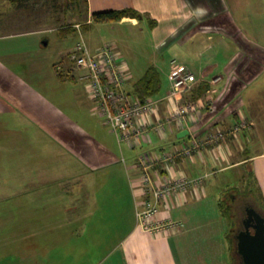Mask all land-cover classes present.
<instances>
[{
    "label": "crops",
    "instance_id": "obj_1",
    "mask_svg": "<svg viewBox=\"0 0 264 264\" xmlns=\"http://www.w3.org/2000/svg\"><path fill=\"white\" fill-rule=\"evenodd\" d=\"M216 1H219L222 10L228 9L225 0ZM212 4L211 0H198L195 5L190 0H89L92 19L89 14L85 24H91L96 12L129 8L142 13L143 19L147 17L155 29L166 22L170 39L167 46L171 44V49L177 54V59L174 60L187 66L197 77L195 88L186 95L185 100L198 101L200 108L188 122L167 125L164 134L151 131L150 138L146 137L140 144L133 146L125 142L119 144L112 130L110 133L112 139L115 138V144L113 141L108 143L106 136L104 138L98 134L99 141L90 143V140H85L83 145L78 141V145L75 137L78 134L68 135L56 118L55 126L51 127L49 121H45L52 117H43L42 131L48 138L57 139L60 148L52 150L44 147L42 154L37 152L40 155L37 162H11L13 165L9 168L14 177L12 186L16 187L12 193L15 194L13 202L18 204L15 212H25L26 226H0V264H191L193 260L176 258V251L185 250V247L183 243H175L173 240L189 235L194 228L177 230L170 238L160 237L156 241L150 240L146 236L148 234L141 231L136 237H130V234L135 233L137 223L136 203L143 199L140 195L139 198L136 197L132 188V181L139 180L141 176L138 157L145 152L156 154L171 151L175 146L189 143L194 136L206 138L217 130L230 132L242 121L247 122L249 127L238 134L231 133L219 146L205 148L201 155L179 160L171 165V170L191 178L202 175H208L209 178L211 168L213 172H220L254 163L253 173L264 198V154L242 156L245 131L254 126L251 117L243 112L238 113L244 105L241 94L248 88L245 84L244 67L236 66L238 52L224 64L217 60L219 55L210 54L214 45L218 53L229 44L230 47H237L234 42L227 43L224 39L227 36H223V26L229 25L226 19L221 21V27L219 22L211 25V20L214 21L217 16L207 13ZM181 10H187V15L178 21ZM139 20L125 18L119 22L106 23L128 26L137 25ZM213 31L220 32L221 35V44L217 47L216 42L213 46L208 45L214 41L213 36L210 35V41H206V35ZM161 40L164 42L165 38ZM171 62L167 75L159 67L163 91L160 96L152 99H161L170 90ZM62 72L61 76L58 73L61 81H76V74L70 68L67 72ZM219 78V81L214 82ZM137 80L131 78L128 82V93L134 95L131 87ZM202 83L208 84L210 88L200 94L199 86ZM21 100L2 92L0 112L8 107L17 110L12 108L17 101L20 102L17 103L18 106L28 104L26 98ZM168 114L169 104L162 101L153 118L155 121L159 118L165 119ZM22 115L28 116L24 113ZM185 131L188 134L179 137ZM82 132L84 133L83 130ZM68 137L75 139L69 141ZM28 153L33 154L34 151L22 152ZM3 166L0 158V169ZM54 170L59 172L55 174ZM16 171H27L28 174L30 171L29 178L17 181L16 178L26 176ZM206 179L202 188L190 190L171 199L170 211L174 213L175 220L188 223L192 219L191 213H195V206L208 199ZM23 202L25 205L20 204ZM163 210L162 217L166 208ZM188 247L199 253L195 262L209 264V257L211 260L212 257H217L220 263L217 261L218 263L213 264H230L228 243L219 246L213 243H193ZM159 255L165 256L164 261L158 259ZM225 255L229 256L228 263L222 261V256Z\"/></svg>",
    "mask_w": 264,
    "mask_h": 264
},
{
    "label": "rangeland",
    "instance_id": "obj_2",
    "mask_svg": "<svg viewBox=\"0 0 264 264\" xmlns=\"http://www.w3.org/2000/svg\"><path fill=\"white\" fill-rule=\"evenodd\" d=\"M85 1L82 0L79 5L74 6L70 0H0V95L2 92L8 93L20 100L26 98L28 102L24 106H18L19 101L14 102L12 108L17 110L8 107L10 110L4 109L0 112V158L4 165L0 169V226H26L25 212H15L18 204L13 202L15 194L12 193L16 187L12 186L14 177L9 167L13 164L37 162L40 156L38 153L42 154L44 147L52 150L60 148L57 139L48 138L42 131L43 117H52L45 121H49L51 127L55 126L54 121L57 119L68 135L78 134L75 136L76 140L81 141L82 145L85 140H90V143L99 141L100 134L106 136L108 143L113 141L115 144V138L112 139L110 133L111 128L99 115L95 102L89 97L87 85L79 80L77 74L75 82L61 81L58 77L59 72H67L74 67L69 53L81 40L74 30L71 34L66 32L62 36L61 29L81 25L82 35L93 52L108 44L117 45L135 80L142 78L150 67H156L159 71V67L163 68L161 70L167 75L170 62L177 59L175 50L171 49L172 45L167 46L170 39L166 22L155 29L145 15L146 18L139 20L137 25L100 24L94 19L91 24L86 25L85 21L91 13L89 0L88 7ZM190 1L195 5L198 0ZM211 1L213 4L207 13L217 15L215 22L211 20V25L219 22L221 27V21L226 19L229 25L223 26V36H227L224 39L227 43L234 42L237 47H230L229 44L218 53L214 43L216 42V47L221 44V35L220 32L213 31L206 35L207 42L210 41V35L214 40L208 43L214 45L210 54L219 55L217 60L224 64L238 52L236 66L243 65L245 70V84L248 88L241 94L244 105L238 113L243 112L251 117L254 126L245 131L242 156L264 154V0H223L228 8L226 11L222 10L219 1ZM186 11L181 10L178 21L186 17ZM90 17L92 19V14ZM163 38L164 42L161 40ZM23 113L28 116L24 117ZM73 139L75 138H67L69 141ZM28 150H33L34 153L22 154ZM254 165L251 163L220 172L210 169L211 175L206 179L208 199L195 206V213H191L192 219L184 224L183 231L194 229L183 238L171 239L175 243H183L185 247V250L176 251V258L189 259L193 260L191 264H200L195 262L199 253L191 251L188 245L213 243L219 246L228 243L227 235L233 229L230 217L223 212L228 193L235 189L239 194L245 193L248 186L251 185V188L254 185V180L249 176ZM125 166L128 168L127 164ZM58 172L53 171L55 174ZM16 173L26 176L16 178V174V180L20 181L29 178L30 171L29 174L27 171ZM26 191L27 187L25 193ZM244 202L247 200L239 201V211ZM20 204L25 205V202ZM171 215L174 216V213ZM136 222L135 233L130 234L131 238L136 237L140 231L144 233L138 219ZM146 236L154 241L171 237H153L150 234ZM160 258L164 261L165 256L159 255L158 259ZM228 258L229 256H222V261L228 263ZM208 259L209 264L219 262L217 257ZM229 262L231 264V259Z\"/></svg>",
    "mask_w": 264,
    "mask_h": 264
},
{
    "label": "built area",
    "instance_id": "obj_3",
    "mask_svg": "<svg viewBox=\"0 0 264 264\" xmlns=\"http://www.w3.org/2000/svg\"><path fill=\"white\" fill-rule=\"evenodd\" d=\"M75 28L81 40L69 53L74 64L71 71L87 85L89 97L95 102L99 115L116 135L119 144H140L146 137L150 138L151 131L164 134L167 125L186 123L198 112V101L185 100L197 84L196 75L187 66L173 60L169 76L170 90L165 97L140 101L126 91L132 73L116 46L108 44L93 52L82 35L81 25ZM162 101L169 104V114L165 119L155 121L153 114ZM248 127V123L242 121L230 132L217 130L206 138L194 136L189 143L175 146L171 151L156 154L145 152L138 157L141 176L139 180L132 181V188L136 197H143L137 201L136 208L139 226L144 233L155 237L171 235L183 229V221L171 216L170 201L190 190L202 188L208 176L191 178L186 174L174 173L171 165L201 155L205 148L219 146L231 133L238 134ZM164 208L166 211L162 217Z\"/></svg>",
    "mask_w": 264,
    "mask_h": 264
},
{
    "label": "trees",
    "instance_id": "obj_4",
    "mask_svg": "<svg viewBox=\"0 0 264 264\" xmlns=\"http://www.w3.org/2000/svg\"><path fill=\"white\" fill-rule=\"evenodd\" d=\"M15 1V0H12ZM74 6L79 5L82 0H70ZM85 3L87 4L88 7V1L86 0ZM125 18H132V19H143L144 15L140 13L139 11L135 9H124V10H112L108 12H101V13H96L93 15L94 21L98 23H106V22H119L122 21ZM88 25V24H86ZM75 27H67L61 29V34L62 36L67 32L70 34L75 31L77 33V29H73ZM63 74V72H60V76ZM162 74L156 67H150L146 74L134 82L131 87V92L140 100V101H145L147 99L151 98H156L161 95L163 91V79H162ZM209 85L206 83H202L199 86V91L200 94H203L204 92H207L209 90ZM249 176L251 180H254V185L249 188L245 193H241L237 191L236 189L230 193H228V198L226 201V207L223 212L227 213V216L230 217L231 219V225L232 228H239L242 227L239 226L238 220L241 218L238 215H241L242 213H235L232 209V200L230 199L231 195L235 194V197H248V198H253L256 200L258 205L262 210H264V198L262 195V192L260 190V187L255 179L254 173L251 171L249 173ZM250 183V182H249ZM237 193V194H236ZM234 196V195H233ZM225 213V214H226ZM242 223V220H241ZM238 225V226H237ZM227 240L229 244V253H230V259H231V264H241V259L238 254L237 250V240H236V233L232 230L231 232L228 233L227 235Z\"/></svg>",
    "mask_w": 264,
    "mask_h": 264
},
{
    "label": "water",
    "instance_id": "obj_5",
    "mask_svg": "<svg viewBox=\"0 0 264 264\" xmlns=\"http://www.w3.org/2000/svg\"><path fill=\"white\" fill-rule=\"evenodd\" d=\"M187 134L185 131L179 137H185ZM243 227L237 235L241 264H264V217L256 209H248Z\"/></svg>",
    "mask_w": 264,
    "mask_h": 264
},
{
    "label": "flooded vegetation",
    "instance_id": "obj_6",
    "mask_svg": "<svg viewBox=\"0 0 264 264\" xmlns=\"http://www.w3.org/2000/svg\"><path fill=\"white\" fill-rule=\"evenodd\" d=\"M234 195V196H233ZM231 195L230 199L232 200V209L235 213H242L240 216L241 218L238 220V224L239 226H241L240 224H242V227H237V228H233L232 230L236 233V240H237V235L239 234L240 231H242L244 229L243 227V221L247 216V212L248 209L254 208L256 209L263 217H264V210H262L260 208V206L258 205V203L256 202V200H254L253 198H246V197H235V194ZM240 200H247V202H244V204H242L241 210L239 211V201ZM242 220V223H241ZM238 226V225H237ZM238 242V240H237ZM240 256V255H239ZM241 259V257H240Z\"/></svg>",
    "mask_w": 264,
    "mask_h": 264
}]
</instances>
